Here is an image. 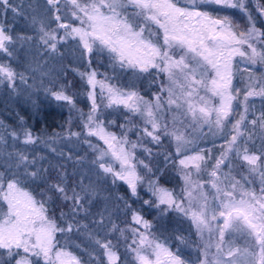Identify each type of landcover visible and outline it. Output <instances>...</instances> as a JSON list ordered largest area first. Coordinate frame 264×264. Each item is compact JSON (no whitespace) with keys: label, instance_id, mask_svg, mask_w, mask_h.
Listing matches in <instances>:
<instances>
[{"label":"snow or ice","instance_id":"1","mask_svg":"<svg viewBox=\"0 0 264 264\" xmlns=\"http://www.w3.org/2000/svg\"><path fill=\"white\" fill-rule=\"evenodd\" d=\"M211 2L239 9L247 17L249 26L243 31L233 30L234 25L227 17L213 19L206 12L179 7L178 0L177 3H173V0H44L47 23L44 20L37 21L32 16L31 23L38 25L33 28L35 35L14 34L11 28L0 24V52L12 60H15L14 52L18 47L34 49L41 60L59 57L61 53L58 46L74 39L84 54H91L93 45H97L107 50L111 62L122 69L131 68L137 75L150 76L155 70L156 75L163 73L167 77V84L157 83L159 91L151 93V99H147L132 86L125 88L112 83L116 77L98 73L91 67L90 60L87 61V71H78L89 89L86 95L91 102L87 113L80 112L83 132H69L65 137L57 134L44 142L49 152L70 162L74 169L69 173L64 170L66 166L63 164L50 165L56 176L55 182L48 186L49 191L54 192L69 209L67 213H60L65 227H59L48 216L46 201H38L19 187L26 179L45 182L48 179L44 173L49 168L42 166L46 157L27 151L28 146L36 145L40 138L30 129L22 127L20 132H7L13 141L9 145L4 135L0 134V148H12L3 153L2 166L5 171L0 172V200L6 201L7 205V211H0V249L5 250L15 264H32L33 256H42L47 264H82L79 257L65 248L53 251L57 232L69 238L70 234L83 233L91 247L106 257L108 264H116L119 260L114 250L118 245L108 239L113 233H119L118 239L124 240L125 246L135 254L139 264H152L147 256L141 254L145 248L155 252L156 264H160L161 258L164 264H185L179 256L154 239H149L146 233L151 224L139 213L133 212L131 219L134 224L143 226V232L139 227L120 228L106 207L94 213L92 209L96 206L94 198L99 195L98 187L87 172L77 167L85 165V159L74 158L71 152H58L53 145H58L61 139L76 137L87 144L94 155L99 153L95 159L87 162L88 169H94L98 177L110 176L113 185L117 181H124L135 196L137 184L145 183L144 177L136 171L137 164L151 173L148 165L136 157L135 150L143 147L149 156L154 155L151 149L143 146L142 141L147 139L154 146H161L163 139L167 138L175 142L176 154L183 155L186 146L193 143L188 135L197 129H201L200 134L203 135L205 124L214 127L224 140L212 171L208 173V185L214 190L211 199L218 201L217 207L221 210L213 212L209 206L210 197L204 190L205 184L193 179L188 170L191 164L199 175L200 162L205 160L203 155L179 159L184 182V188L179 193L182 199L177 200L173 191L159 187L158 177L147 181L148 191L158 201L157 206L165 205L166 209H174L189 217L201 238L205 233H216L217 241L214 244L204 243L201 255L193 264H239L241 256L247 257L249 264H264V148L256 152L249 147V144L254 146L253 136L257 129L264 143V111L258 115L254 111L250 112L247 103L250 97L264 99V76L258 80L253 75L249 76L243 94L244 110L238 119H230L234 117L232 102L236 99L232 94V58L239 55L246 59L249 66L258 63L264 66V30L256 27L247 0ZM193 4H196V0H193ZM0 5L4 6L5 12L11 9L18 15L23 14L13 8L10 0H0ZM28 9L31 11V5ZM255 11L264 17V4H260L259 0ZM73 18L80 22V26L67 22ZM53 23L55 28L50 27ZM152 26L162 30V44L153 41ZM208 68L215 73L210 81L204 79ZM27 70L33 71L31 67ZM98 75L103 76V79H98ZM27 79L24 72L16 71L10 63H0V85H6L15 92L17 82L26 85ZM66 87L60 86V90L54 92L51 89L46 91L56 100L66 101L75 107L72 96L65 92ZM201 90L210 91L213 96L219 97V105L214 106L209 99L201 96ZM234 91L238 94L240 89ZM98 97L101 103H97ZM121 107L127 110L129 117L139 118L142 126L127 118L124 124L119 125L121 135L118 137L106 131L100 117L103 114L101 109L119 110ZM249 115L254 118L249 119ZM108 123L114 125L115 121ZM249 128L252 131H248ZM130 132L137 134V141L128 139ZM94 136L99 137L106 147L101 149L91 144L89 138ZM16 141L23 144V150L16 148ZM106 158L119 162V171L114 169L112 163L106 162ZM170 158L171 154L165 156L166 160ZM233 158L240 161V167L246 169L249 175L259 177V196L255 191H243L241 181L232 175L233 171H237L232 167ZM133 160L136 162L132 163ZM224 169L229 171L225 172ZM70 177L74 179L70 181ZM242 179L250 183L247 177L242 176ZM116 199L123 198L117 196ZM144 203L149 204V201ZM124 204L127 207L126 201ZM234 226L251 238V251L224 246L225 232ZM125 232L129 236H125ZM129 237H133L130 244L127 242ZM212 248H215L214 252ZM19 250L23 251V256ZM17 256L20 259H16ZM95 259L99 262L100 257Z\"/></svg>","mask_w":264,"mask_h":264},{"label":"trees","instance_id":"2","mask_svg":"<svg viewBox=\"0 0 264 264\" xmlns=\"http://www.w3.org/2000/svg\"><path fill=\"white\" fill-rule=\"evenodd\" d=\"M177 3V0H174ZM179 2V0H178ZM262 4H264V0H261ZM13 8H16L19 12H22V15H18L16 12L9 9L7 12L3 10V5H0V24L5 27L11 28L14 27V34L18 33L21 35H30L28 31L31 28L27 25L26 16L29 15V20L33 16L34 10H36L37 6L34 4V0H10ZM31 5V11H29L28 6ZM207 11L211 16H227L230 19L236 18L241 19L243 21L244 16L241 15L239 9L235 8H227L224 6H213L207 8ZM264 30V28L262 27ZM33 34V33H32ZM27 52L35 53V50L27 48V47H18L14 56L21 55V57H25L29 55ZM49 61V60H48ZM80 60H76L71 55H65L61 57L59 60H56L55 65L51 67L48 65V69L44 72L46 74V78L40 79L44 87L47 89H51V91L60 90V86H67L65 88V92L67 95L72 96L75 107L70 106L66 101H58L52 95H45L41 97V94L35 98L33 101L35 103L30 104H21V101H24V97L27 94V86L21 85L19 82L16 85V95L9 92L6 87L0 86V124H3V127L16 125H25L31 129L36 136L40 138L37 143L41 141H47L49 138L56 136L59 134L60 137L67 136L69 132H83L82 128V120L80 118V112L87 113L90 108V100L88 99L86 93L88 92V87L82 80V78L78 75L79 72H85L88 70V64L83 62H79ZM91 67L96 69L98 73H106L110 77H116V79L112 80V82H116L120 86H128L131 82L127 81L129 78L128 72L121 73L116 71L114 67H111L110 60L102 54H94L93 58L90 59ZM48 64H51L48 62ZM21 63H17L16 68L20 70L21 68H26L24 66H19ZM109 65V66H108ZM33 71H28V73H36L35 68L31 65ZM28 69V68H26ZM246 70H243L242 73L245 74ZM143 77V76H142ZM139 78L136 81L135 87L140 92V94L144 95L145 98H151V93H156L159 91L156 86L157 83H164L163 76L161 74L156 75L153 72V75L145 74V76ZM159 79V82L157 81ZM236 79V84L242 86L240 88L239 96L242 95L244 88L248 84V80L246 76H243V79ZM239 87V86H238ZM27 89V90H26ZM40 92V91H39ZM44 94L43 92H40ZM50 94V93H49ZM41 95V96H40ZM20 97L19 104L15 105V98ZM9 100V102H7ZM26 102V101H24ZM256 105L259 102L255 103ZM264 104V101L262 102ZM238 108H240L239 103H237ZM263 107V106H262ZM104 116L107 110L101 109ZM236 119L239 118V113L235 112ZM127 118H131L136 125H141V121L137 117H129L127 110L120 108L119 110L112 109V111H108L104 116V125L105 129L115 133L116 135H121V129L119 125L124 124ZM109 121H115L114 125H109ZM142 126V125H141ZM4 127V128H5ZM252 131L251 128H249ZM16 131V130H15ZM201 131V130H200ZM198 131L195 137L200 132ZM261 133L256 130V134L253 137V141L256 142L254 145L253 151L258 152L261 148H264V143L260 140ZM194 137V138H195ZM200 144L205 147L214 148L216 151L220 150L219 143L223 141L221 133L212 134L211 129H204L203 135L200 134ZM211 137V138H210ZM72 142L69 140L61 139L58 145H53L57 147V151L66 150L71 152L73 157H83L86 161L85 165L77 166L82 168L87 174L91 177L93 183H95L99 190V195L94 198V203L96 204L93 207L92 211L99 212L104 210L106 207L109 212L112 213V220L120 227V228H129V227H142L140 225H136L133 223L131 217L133 212L139 213L145 220L149 221L151 224V229L159 239V241H167L168 237L173 236V245L176 246V243L180 241L181 238L185 239V241L189 242L190 235L187 232L186 225L184 222L180 224L175 223L173 220L174 216L169 214H164L163 211L157 206L156 199L151 195L148 191L147 181L149 179H158V186L164 189H168L173 191V194L176 199L180 198V191L183 189V180L180 175V166L179 159L182 158L183 155H177L175 152L176 144L174 141H169V139L164 138L161 146H154L147 139L143 140V146L151 149L154 155L149 156L147 153L143 151V147L137 148L135 150L136 157L140 158L139 160H143L144 164H147L151 169V173H148L146 169H144L141 165L137 164L136 170L138 174L144 177L145 183L139 184L137 186V194L132 196L129 187L122 181H117L115 185L111 183L110 176H97L95 175V170H89L87 167V162L95 159V155H99L98 153L93 154V150L90 149L87 144L82 141L77 140L76 137H72ZM91 144L96 145L98 147L101 146L99 142L95 138H89ZM128 139L130 141H137V134L129 133ZM74 144L71 150L68 149V146ZM100 145V146H99ZM32 147H36L33 145ZM31 147V148H32ZM253 147V146H252ZM138 153V154H137ZM38 155H43L46 157V160L42 162V166L45 168H49L47 173H44L48 179L45 182L44 180H24L22 184H20L23 188L28 191L34 193H45V195H41V200L46 201L45 207L48 209V216L55 220L56 224L59 227H65L64 220L61 219L60 213L63 211L65 213L68 212V206L59 199V197L52 191H49L48 186L55 182L56 173L52 166H59L61 164L65 165V171L71 173L73 169V165L63 159H59L56 154L49 152L48 148L39 153ZM167 154H171V158L166 160L165 156ZM138 155V156H137ZM106 158V162H107ZM134 162H136L134 160ZM74 178L70 177V181ZM87 183V181H86ZM122 197V200H117L116 197ZM51 197V199H48ZM127 202V207L124 202ZM144 201H149V204H145ZM67 218V217H66ZM87 223V221H83ZM174 225H179V228L175 229ZM188 226V225H187ZM191 227V225H189ZM188 227V228H189ZM175 229V230H174ZM79 233L70 234V238L68 235L57 232L55 241L58 245L63 243V246H66L73 252H75L80 259L85 264H108L105 257L101 256L100 252L97 250H87L86 242H83V238L79 236ZM125 236H129L127 232H125ZM119 233H113L109 235L108 239L112 240L113 244L118 245L116 249L117 255L119 256V260L116 264H132L131 260V251L125 246V242L123 239H118ZM191 238L195 240V232L193 230V235ZM133 237H129L128 243L130 244ZM85 245L84 249L82 248ZM91 253V255H89ZM19 256L16 257L18 259ZM95 257H100L99 262L95 259ZM131 257V258H130ZM15 264L11 257H8L6 251L0 249V262L3 264Z\"/></svg>","mask_w":264,"mask_h":264},{"label":"rangeland","instance_id":"3","mask_svg":"<svg viewBox=\"0 0 264 264\" xmlns=\"http://www.w3.org/2000/svg\"><path fill=\"white\" fill-rule=\"evenodd\" d=\"M173 3H176V2L173 0ZM259 3L262 4L261 0H259ZM34 4H36V6H37L36 8L37 9L34 10L33 16L36 17L37 21L44 20L47 23L46 18L44 16V8L46 7L45 4H44V0H34ZM247 4H248V7H249V11L252 12L253 18H254L255 23H256V27L258 29L263 30L262 27L264 28V17H261L255 11L257 0H247ZM178 6L179 7H183V8H189L190 10L206 12V13H208L210 15V13L207 11V8L213 7V6H221V5L214 4V3L211 2V0H196V4H193V0H179ZM241 15L244 16L243 21L241 19H236V18H231L230 19L227 16H214V17L211 16V15L210 16L213 19H222L224 17H227L232 22V24L234 25V29L233 30L243 31L249 26V24H248V19L245 16V14L241 13ZM26 17L27 18H25V19L27 20V25H29V27H27V28H31L28 31V33H30V35H35V32L33 31V28L37 27L38 25L34 26L31 23V19L29 20V15L26 16ZM67 22L73 24L74 26H80V22L78 20H75L74 18L73 19H69ZM193 23H195V21H193ZM14 27H11V29L13 30V33L15 32ZM50 27L55 28L56 25L53 23V24H50ZM146 27H147V25H146ZM151 31L154 34V36L152 37L153 41L158 43V44H162V42H163V32H162V30H158L157 26H152L151 27ZM16 34H18V33H16ZM58 48H59V51L61 53V56L56 57V58L45 57L43 60H41L40 57L36 56L35 53L33 54V53H30V52H27L29 55L27 56L26 60H25V57H23V56L21 57V55H19V56L16 55L15 56V60H12V59H9L6 56V54L0 52V63H10L12 65V67L14 69H16V71L24 72L25 76L28 78L27 79V84H26L28 90L26 89L27 90V94L24 97L25 98L24 101H26V102L21 101L22 102L21 104H27L28 105L30 103H35L36 101H33V100L39 96L38 94H41L42 96L41 95L40 96L44 97V98H45V95H51V94H49L48 91H46L47 88L44 87V85L42 84L40 79H42V77L43 78L47 77L44 72H46L45 70L48 69V65L50 67L52 65H55L56 60H59L61 57L65 56V55L69 54L74 59L80 60L79 62H83L85 64H88L87 61L92 59L94 54L105 55L110 60V57H109V54H108L107 50L101 49L97 45H93V52L91 54L82 53L81 49H80V46L78 45V43L74 39L73 40H68L63 46H58ZM242 50L243 51H247V49H242ZM48 62H50L51 64H48ZM17 63H21V65H19V66H24L26 68H29V67H31V65H33V68H35V72L36 73L33 72V73L30 74V72L28 73V70L26 68H21V67H20V70H18L16 68ZM109 65L111 67H114L116 69V71H118V72H120V71H121V73L128 72L127 76L129 78H127V81L131 82V84L128 85V86H121V87L127 88L129 86H132V87L135 88V90H137L136 87H135L136 81H138L139 78L144 79L143 77L145 76V74L137 75L136 72L133 69H131V68H123L122 69V68L119 67V65H114L111 62V60H110V64ZM243 70H246L245 74L242 73ZM153 72H155V70H153ZM231 73H232V89H233L232 94L234 96H236V99H234L233 102H232V107H233V111H234V117H231L230 119H232V118L236 119L237 117L235 116V112L240 114L244 110V100H243L244 91H243L241 96H239V94H237L234 91L236 88H239V89L242 88V86L240 87V85L236 84L235 77H237V79L241 80V79H243V76H246V79L249 81V76L253 75L258 80L259 78L264 76V66L260 65L259 63L257 65H255V66H249L245 58H242L239 55H236V56H234L232 58V61H231ZM161 75L163 76L164 83L167 84L166 75L163 74V73H161ZM214 75H215L214 71L211 70L210 68H208L205 71L204 79L210 81V79L213 78ZM97 78L98 79H103V76H99L98 75ZM157 81L159 82V79H157ZM112 83L117 84L116 82H112ZM17 84H18V82H17ZM29 85L31 87H29ZM0 86H2V85H0ZM3 87H6V85H3ZM7 90L9 92L13 93V95H16V91L12 92L9 88ZM16 90H17V88H16ZM244 90H245V88H244ZM39 91L43 92L44 94L40 93ZM200 95L201 96H205L207 99H209L212 105H214V106H218L219 105L220 98L217 97V96H213L210 91L209 92H205L204 90H201L200 91ZM19 99H20V97H16L15 98V101H16L15 105L20 103ZM147 99H151V98H147ZM256 101H257V103L259 102L258 105L255 104ZM263 101H264V99H262L261 97H258V96L257 97H250L249 101L247 102L248 103V107H249V111L250 112L254 111V112H256L257 115L261 111H264V104H262ZM7 102H9V100H7ZM97 103H101L99 97L97 99ZM237 103H239L240 108H238ZM109 110L112 111V109H107V112ZM106 113H105V115H106ZM104 116H102L100 118L103 120ZM165 118L167 119L168 117L166 116ZM252 118H254V117L249 115V119H252ZM4 127H3V124H0V134L4 135V138H5V140L7 141V143L9 145H11L13 143V141L8 137V135H7L8 131H15L16 130V132H20L22 127H26V128L29 129V127H27L25 125H16L15 127L8 126V127H5V128ZM104 127H105V125H104ZM228 127H230V124L228 125ZM206 128L211 129L212 134L219 133V132L215 131L214 127L210 128V126L207 125V124L203 125L202 133L204 132V129L206 130ZM200 130L201 129H197V131L195 133H192V134L188 135V138L191 141H193V143H191V144L186 146V148L183 150V156H190V155L199 154V155H203L205 157V160L200 162V169L201 170H200L199 175H197L194 166L191 165V164L189 165V169L188 170L191 171L193 179L199 180V181H201V182H203L205 184V189L204 190H205L206 193H208V195L210 197L209 206L213 210V212L218 213L221 209H219L217 207L218 201L211 199V196L213 195V191L214 190H212L209 187V185H208V181L210 179L209 176H208V173L210 171H212V165L215 163V158L219 155L221 147H219L220 148L219 151L218 150L216 151L214 148L205 147L204 145H201L199 143L200 142V137L199 136H200V132H201ZM106 131L107 132H111V131H108V130H106ZM198 131H200V132L195 137V135H196V133ZM248 131H250V130L248 129ZM32 133L34 134L33 131H32ZM117 136L119 137V135H117ZM91 138H95L97 140V142H99L101 144V146L99 145L101 149L106 147L104 145V142L102 140H100L99 137H95L94 136V137H91ZM22 140H23V137L20 138V141H22ZM72 140H74V139L71 138L69 141L72 142ZM20 141H16L15 142L16 148L23 150L24 146H23V144ZM44 142H46V141H41L40 143H37L36 147L28 146L27 151L29 153L33 154V155H38L37 154V150L40 153L44 149L45 150L47 149V147H45V143ZM223 143H224V140L221 143H219V144L222 145ZM255 144H256V142L254 141V145ZM221 145H219V146H221ZM73 146H74V144L69 145L68 149L71 150ZM252 146H253L252 144H249V147L251 149H254L255 146H253V147ZM11 150H12L11 147L0 148V172H4L5 171V168L2 166L4 164L3 153L5 151H11ZM201 150H203V151H201ZM64 152H67V151L64 150ZM38 156H43V155H38ZM183 156H182V158H183ZM138 159H140V158L138 157ZM107 162L112 163V166L114 167V169L119 171V162H113V161L110 160V158L107 159ZM132 163H135L134 160L132 161ZM232 167H233V169L237 170V171H233L232 175L235 176L236 180H240L241 181V184L243 185V191H255L257 196H259L260 195V191H259V177L258 176L254 177L253 175H249V173L247 172L246 169L240 167V161L238 159L233 158ZM224 171L228 172L229 169H224ZM180 175H181V172H180ZM242 176L247 177V179H248V181H250V183H245V181L242 179ZM221 179H223V177H221ZM26 180H30V179H26ZM122 182H124V181H122ZM183 185H184V182H183ZM137 186H138V184H137ZM19 187L24 192H27V193L31 194L38 201L41 200V195L39 193L37 194V193L31 192V191H28L27 189L23 188L21 185H19ZM183 188H184V186H183ZM228 190H230V189H228ZM179 199H182V197L180 196ZM179 199H177V200H179ZM237 199H239L238 195H237ZM156 203L158 204L157 200H156ZM159 207H160V209L163 211V213L165 215L169 214L171 216H174L173 220L175 221V223L180 224L181 222H184V224L186 225L185 227L187 229V232L190 235V240H189V242H187V241H185V239L181 238L180 241L178 242V244L176 243V246H174L173 245V240H172L173 236H172V238L168 237L167 241H165V242L159 241V239L156 237V235H154V233H153L151 228L148 230V233H146V235L149 236V239H154L156 242H158L161 245H163L165 248H167L174 255L179 256L181 258V260H183L185 262V264H193V261L196 260L201 255V251L203 249L204 243L207 242V243H210V244H214L217 241L218 237H217L215 232H213L211 235H209L208 233H205L203 238H201L197 234V232L195 230V226H194V224L192 223V221L190 220L189 217L184 216L182 213H180V212H178V211H176L174 209H166L165 205H159ZM0 211H7L6 201L0 200ZM51 219H53V218H51ZM220 222L222 223V221H220ZM189 225H191V227H189ZM140 226L142 227L140 229V231L143 232L144 231L143 226L142 225H140ZM174 226L176 227L175 229L179 228V225H174ZM193 230H194L195 236H196L195 240L191 238V235H193ZM79 235H80L81 238H83V242L88 243V244H86V249L87 250H92V251L95 250V249H93L91 247L90 241L88 240L86 235H84L83 233H79ZM79 235H77V236H79ZM55 237H56V233H55ZM55 237H54V241H53V244H54L53 251H55L57 249H60V248H65V250L70 251L74 255L79 257L75 252L71 251L68 247L63 246V243H61V245H58L56 243V241H55ZM224 242H225V244H224L225 247L231 246L233 248H240V249L247 248L248 251L252 250L251 247H250L251 238L247 235L246 232H244L242 230H236L235 226H234V228L232 230L225 232ZM82 246H83L82 248L84 249L85 245H82ZM19 251H20V255L23 256L24 255L23 251L22 250H19ZM211 251L214 252L215 248H212ZM141 254L147 256L148 259L152 262V264H156L157 257H156L155 252L151 248L143 249L141 251ZM131 257H130L131 258L130 263L139 264V261L136 260L135 254L133 252L131 253ZM18 259H20V256L18 257ZM31 260H32V264H47V262L43 259L42 256L39 257V258L33 256V257H31ZM81 262H82V264H85L82 260H81ZM160 264H164V259L163 258H161ZM239 264H249L248 258L244 257V256H241V258L239 260Z\"/></svg>","mask_w":264,"mask_h":264}]
</instances>
